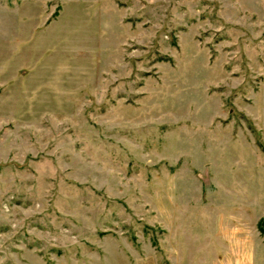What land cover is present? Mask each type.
I'll return each instance as SVG.
<instances>
[{"label": "rangeland", "instance_id": "374dc122", "mask_svg": "<svg viewBox=\"0 0 264 264\" xmlns=\"http://www.w3.org/2000/svg\"><path fill=\"white\" fill-rule=\"evenodd\" d=\"M0 264H264V0H0Z\"/></svg>", "mask_w": 264, "mask_h": 264}]
</instances>
